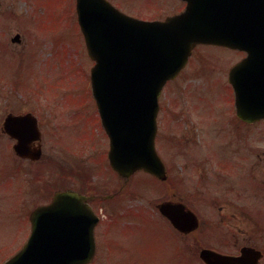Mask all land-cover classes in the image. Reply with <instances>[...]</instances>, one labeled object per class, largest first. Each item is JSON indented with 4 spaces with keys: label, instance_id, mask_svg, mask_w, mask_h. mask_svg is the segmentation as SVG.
<instances>
[{
    "label": "rangeland",
    "instance_id": "rangeland-1",
    "mask_svg": "<svg viewBox=\"0 0 264 264\" xmlns=\"http://www.w3.org/2000/svg\"><path fill=\"white\" fill-rule=\"evenodd\" d=\"M109 1L147 20L184 7L181 0ZM17 34L21 42L12 44ZM239 57L224 48L199 46L187 68L165 87L157 147L169 181H156L143 172L129 179L126 196L108 207L125 208L123 216L137 218L127 220L133 222L130 227L147 222L152 224L146 232L163 233L153 224L161 218L156 204L181 198L202 220L201 233L264 250V129L227 126L234 99L227 76ZM93 66L78 25L76 0H0V82L5 81L0 85V109L4 106L5 113L10 104L15 114L33 112L41 118L43 132V157L36 163L14 160L12 141L0 138V264L24 247L30 212L50 200L55 188L65 186L61 180L67 186L79 185L76 179L86 185L72 171L74 153L81 156L77 168L86 170L89 185L108 194L116 189L115 179L99 175L103 170L93 166L106 147L91 90ZM83 136L89 140L83 139V148H77ZM87 141L95 147L87 149ZM236 153L237 168L235 161L222 160ZM145 254L148 262L156 260L148 251L139 256L144 259Z\"/></svg>",
    "mask_w": 264,
    "mask_h": 264
},
{
    "label": "water",
    "instance_id": "water-1",
    "mask_svg": "<svg viewBox=\"0 0 264 264\" xmlns=\"http://www.w3.org/2000/svg\"><path fill=\"white\" fill-rule=\"evenodd\" d=\"M185 11L165 21H142L129 17L107 0H77L79 24L90 57L94 94L106 129L112 139L113 167L129 177L145 170L162 180L165 169L155 151L158 100L164 85L185 67L199 44L225 46L248 53V63L264 64V0H183ZM18 37L14 42L18 41ZM238 103L264 115V100L247 80L242 89L234 81ZM256 98V100H254ZM244 115L248 111L243 112ZM253 114V113H252ZM254 115V114H253ZM7 132L18 139L16 152L38 160L29 145L38 138L35 121L29 116L11 117ZM36 135L35 137L33 135ZM31 155V156H30ZM57 193L49 206L32 214L33 231L23 250L6 264H85L94 256L95 221L82 198ZM81 206V207H80ZM163 216L184 233L197 229L196 214L182 202L158 206ZM91 213V214H90ZM83 236V237H78ZM207 264H259L260 251L242 250L229 257L204 250Z\"/></svg>",
    "mask_w": 264,
    "mask_h": 264
},
{
    "label": "flooded vegetation",
    "instance_id": "flooded-vegetation-1",
    "mask_svg": "<svg viewBox=\"0 0 264 264\" xmlns=\"http://www.w3.org/2000/svg\"><path fill=\"white\" fill-rule=\"evenodd\" d=\"M236 56H240L239 59L231 65V68L228 72V82L229 75L231 71L238 67L240 63L247 56L244 52L233 51ZM264 65L255 66V63L249 66V72H252L253 75L262 71V67ZM243 69V68H241ZM230 86L231 84L228 83ZM261 87L263 84L260 85ZM233 94L235 95V88L231 85ZM34 94V93H33ZM235 98V96H234ZM4 106L0 109V138L8 139L12 141V146L14 144V139L8 137L6 134L2 132L3 123L5 118L10 114H15L12 106L9 104V109L7 112L3 113ZM234 112V115H233ZM27 113H30L29 111ZM51 114L54 116L58 115L51 110ZM18 115V114H15ZM39 126L41 128V118H38ZM57 120L51 119V122L55 125ZM231 125L235 126H246L248 129L254 128L255 126H263L264 129V120L256 122V123H247L242 121L236 114V106L234 109L232 107V116L231 120L227 123V126ZM58 125H56L57 127ZM83 139L89 140L87 136H83L82 140L76 143L77 148H83ZM102 140L104 141V145L106 146L104 151L101 152V158L94 162L93 166L96 165V171L102 169L103 171H99L101 176L105 173L106 177L110 179H115L116 189H112V193L108 194V191L96 190L94 185H89L88 181L85 177L87 173L86 170H79L77 166L81 160V156L74 153V165L72 164V171L80 178L82 183H86V185H81V183L76 179V182L79 183L77 186H67L66 182L61 180V182L65 183V186L62 187V190H74L82 195L88 197V202L93 209L94 213L98 217L97 225L95 226V239H96V253L94 259L88 264H207L201 257V253L204 250L213 251L222 255H231V256H240L241 252L245 248H256L259 249L256 245H253L247 242L245 245H240L238 241L233 240L230 242H225L220 238L213 236L212 233H201L203 228L202 220L199 218L200 223L198 228L194 232L182 233L174 227V225L165 217L161 216V218H157L159 222L153 224H159L163 229V233H148L146 232L150 224L152 223H137L138 226L143 225V227H130L133 222H128L127 220L136 221L137 218L130 217L128 218L125 212V208L121 209V207L110 208L108 205L117 199L124 198L125 192L127 190V181L121 178L116 172H114L108 160V151L110 147V141L108 137L103 135ZM101 140V141H102ZM87 149L90 146L95 147V142L87 141ZM234 143L231 142L226 147L227 149L232 147ZM83 150V149H82ZM234 158L230 155H224L222 160H231L235 161L233 163L234 167H238L239 164L236 163L239 160V154H232ZM261 159V158H259ZM207 163H213L212 159H207ZM259 163V162H258ZM251 168H255V164H252ZM228 163L225 164V170H228ZM232 175V173H229ZM109 178H107L108 181ZM55 190L53 191V193ZM52 193V194H53ZM50 202V201H47ZM109 213H112V216H109ZM112 217V218H110ZM162 221V222H161ZM134 226V225H133ZM200 231V232H199ZM158 236V238H156ZM200 236V238H199ZM200 239V240H199ZM156 242H158L159 248H154L156 246ZM150 252L155 257L156 260L152 263L148 262L150 257L145 254L144 259H142L139 254L144 252ZM117 256V257H116ZM264 261V258H263ZM262 261V264H263Z\"/></svg>",
    "mask_w": 264,
    "mask_h": 264
}]
</instances>
